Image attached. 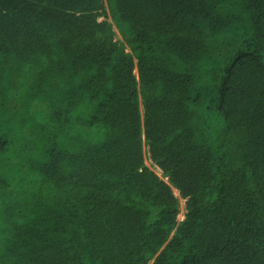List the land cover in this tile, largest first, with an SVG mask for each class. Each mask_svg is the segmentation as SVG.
Segmentation results:
<instances>
[{"label":"trees","instance_id":"trees-1","mask_svg":"<svg viewBox=\"0 0 264 264\" xmlns=\"http://www.w3.org/2000/svg\"><path fill=\"white\" fill-rule=\"evenodd\" d=\"M0 264H264V0H0Z\"/></svg>","mask_w":264,"mask_h":264},{"label":"rangeland","instance_id":"rangeland-1","mask_svg":"<svg viewBox=\"0 0 264 264\" xmlns=\"http://www.w3.org/2000/svg\"><path fill=\"white\" fill-rule=\"evenodd\" d=\"M116 31V37H117V40H122V37L121 35L119 34V32L117 31V29H115ZM145 162H146V165L151 168L152 170H154L157 174L161 175V172L152 164L151 160L149 159V155L147 153V151L145 150ZM175 193H177L175 191ZM179 195V193H178ZM177 195V196H178ZM180 204H181V211H180V215L178 217V220L179 221H182L184 218H185V201L184 200H180Z\"/></svg>","mask_w":264,"mask_h":264},{"label":"bare ground","instance_id":"bare-ground-1","mask_svg":"<svg viewBox=\"0 0 264 264\" xmlns=\"http://www.w3.org/2000/svg\"><path fill=\"white\" fill-rule=\"evenodd\" d=\"M177 192V191H176ZM176 195H178V192L176 193Z\"/></svg>","mask_w":264,"mask_h":264}]
</instances>
